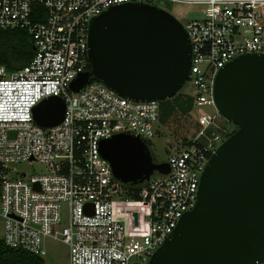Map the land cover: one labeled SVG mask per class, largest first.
<instances>
[{
    "label": "built area",
    "instance_id": "built-area-1",
    "mask_svg": "<svg viewBox=\"0 0 264 264\" xmlns=\"http://www.w3.org/2000/svg\"><path fill=\"white\" fill-rule=\"evenodd\" d=\"M140 3L169 13L173 4L197 6L204 18L182 24L190 41L187 82L201 129L138 191L148 205L147 233L133 236L114 215L115 199L130 197L101 156L102 141L118 134L144 143L154 136L158 101L122 98L92 79L78 93L70 85L90 71L88 33L92 20L111 7ZM25 30L34 56L8 74L0 66V220L4 244L41 258L46 242L68 248L67 264H149L197 201L201 175L215 150L232 133L206 135L222 116L214 81L227 63L245 54L264 55V0H0V30ZM49 97L65 103L60 124L42 127L34 108ZM214 108L205 116L201 108ZM204 137L205 144L199 143ZM43 170L27 176L21 165ZM264 264V263H255Z\"/></svg>",
    "mask_w": 264,
    "mask_h": 264
},
{
    "label": "water",
    "instance_id": "water-1",
    "mask_svg": "<svg viewBox=\"0 0 264 264\" xmlns=\"http://www.w3.org/2000/svg\"><path fill=\"white\" fill-rule=\"evenodd\" d=\"M90 71L70 85L78 93L95 79L122 98L162 102L181 91L191 47L183 25L154 6L127 3L95 17L88 33ZM219 113L236 126L215 150L185 213L149 264L264 263V55L245 54L216 75ZM65 103L49 97L33 110L42 127L60 124ZM101 156L123 185H141L166 163L153 162L146 143L118 134L100 144Z\"/></svg>",
    "mask_w": 264,
    "mask_h": 264
},
{
    "label": "rangeland",
    "instance_id": "rangeland-1",
    "mask_svg": "<svg viewBox=\"0 0 264 264\" xmlns=\"http://www.w3.org/2000/svg\"><path fill=\"white\" fill-rule=\"evenodd\" d=\"M169 13L181 24L204 18L201 8L197 6L173 4ZM191 91V86L185 83L180 93H191ZM201 110L202 113H205V116H213L214 114V108L211 106L202 107ZM202 116H199L195 110L187 115L175 113L164 124L158 122L154 126L153 138L146 144L153 162L167 163L171 154L177 150H181L185 146V142L188 143V141L193 139L201 129L200 120ZM228 123L232 131L236 129L235 125L231 122ZM217 125L218 122L215 121V126L207 128L205 132L208 137H211V133L213 132L221 133ZM205 142L204 137L199 139V143L204 145ZM18 168L27 176H34L40 174L43 170V165L33 163L31 165H21ZM147 214L148 205L144 200H135L131 196L115 199V218L126 227L129 235L142 236L147 233L148 223L145 219ZM2 238L3 228L2 221L0 220V239ZM46 250L47 254L43 258L45 264H67V246L58 241L48 240L46 242Z\"/></svg>",
    "mask_w": 264,
    "mask_h": 264
},
{
    "label": "trees",
    "instance_id": "trees-1",
    "mask_svg": "<svg viewBox=\"0 0 264 264\" xmlns=\"http://www.w3.org/2000/svg\"><path fill=\"white\" fill-rule=\"evenodd\" d=\"M33 56V40L25 30H0V66H3L8 74L17 72L28 65ZM160 109L159 123L164 124L175 113L189 114L193 109V100L190 97H184L179 92L171 99L162 101ZM185 144L187 143L185 142ZM143 186L127 185L125 188L133 199L138 200V191ZM0 264H45V262L37 255L7 247L3 239H0Z\"/></svg>",
    "mask_w": 264,
    "mask_h": 264
},
{
    "label": "crops",
    "instance_id": "crops-1",
    "mask_svg": "<svg viewBox=\"0 0 264 264\" xmlns=\"http://www.w3.org/2000/svg\"><path fill=\"white\" fill-rule=\"evenodd\" d=\"M217 122H218V125L222 127L227 126V125L230 126L228 121L223 116L218 117Z\"/></svg>",
    "mask_w": 264,
    "mask_h": 264
}]
</instances>
